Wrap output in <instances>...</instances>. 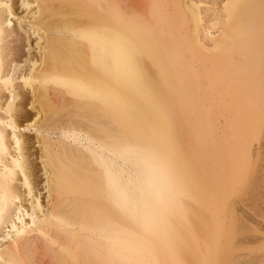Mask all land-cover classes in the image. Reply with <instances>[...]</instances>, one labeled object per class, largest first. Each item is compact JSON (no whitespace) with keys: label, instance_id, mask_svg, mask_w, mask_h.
I'll list each match as a JSON object with an SVG mask.
<instances>
[{"label":"bare ground","instance_id":"obj_1","mask_svg":"<svg viewBox=\"0 0 264 264\" xmlns=\"http://www.w3.org/2000/svg\"><path fill=\"white\" fill-rule=\"evenodd\" d=\"M263 139L264 0H0V264H230Z\"/></svg>","mask_w":264,"mask_h":264},{"label":"rangeland","instance_id":"obj_2","mask_svg":"<svg viewBox=\"0 0 264 264\" xmlns=\"http://www.w3.org/2000/svg\"><path fill=\"white\" fill-rule=\"evenodd\" d=\"M18 11L20 12L21 10L19 9ZM24 43L26 44V42ZM25 107L29 110L26 112V116H30L28 118H23V121H25V124H27L31 122L32 119L30 118L35 117V111L29 107V105ZM24 132L33 138L30 139L29 136L26 135L27 139H30L28 141H32L31 143H28V152L30 151L29 155L33 154L32 156L30 155L31 158H29L32 159L34 156L37 160L34 157L32 160H34L33 162L38 165L40 161H38L37 158L39 146L38 143L35 142L36 139L34 132L32 129ZM262 142H264V139ZM31 144H34V146ZM253 153L255 154L253 155L254 161L252 169L248 174V180L243 185V187L239 189V191L236 193V197L234 198V213L235 216L239 218L240 223L238 222V226H240V230L238 234H236L235 245H233L232 250V255H235L233 256V262L230 264H236L238 260L239 263L237 264H241L240 260H242V263L264 264V148L258 153ZM38 167L39 165L37 168ZM37 168L36 172L38 173L39 168L38 170ZM38 174L41 176V178H39L42 180L44 177L41 175L42 172L40 171ZM236 203L238 204L236 205Z\"/></svg>","mask_w":264,"mask_h":264}]
</instances>
